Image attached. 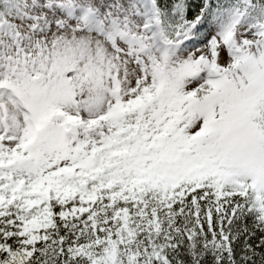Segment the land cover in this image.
I'll use <instances>...</instances> for the list:
<instances>
[{
  "label": "snow or ice",
  "instance_id": "snow-or-ice-1",
  "mask_svg": "<svg viewBox=\"0 0 264 264\" xmlns=\"http://www.w3.org/2000/svg\"><path fill=\"white\" fill-rule=\"evenodd\" d=\"M0 264H264V0H0Z\"/></svg>",
  "mask_w": 264,
  "mask_h": 264
}]
</instances>
